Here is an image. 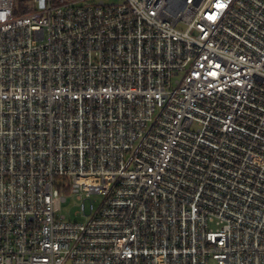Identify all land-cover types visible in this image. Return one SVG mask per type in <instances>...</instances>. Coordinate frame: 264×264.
<instances>
[{"label": "built area", "instance_id": "obj_1", "mask_svg": "<svg viewBox=\"0 0 264 264\" xmlns=\"http://www.w3.org/2000/svg\"><path fill=\"white\" fill-rule=\"evenodd\" d=\"M68 261L264 264V0H0V264Z\"/></svg>", "mask_w": 264, "mask_h": 264}, {"label": "rangeland", "instance_id": "obj_2", "mask_svg": "<svg viewBox=\"0 0 264 264\" xmlns=\"http://www.w3.org/2000/svg\"><path fill=\"white\" fill-rule=\"evenodd\" d=\"M106 2H120L122 0H105ZM18 12V11H17ZM93 198H99L98 195H94ZM81 200L78 199L75 195L68 194V199L62 205L61 214L66 215L68 220H76L83 221L84 218L82 216H78L77 211L80 208ZM65 264H72L71 261L66 262ZM211 264H215V262H211Z\"/></svg>", "mask_w": 264, "mask_h": 264}]
</instances>
